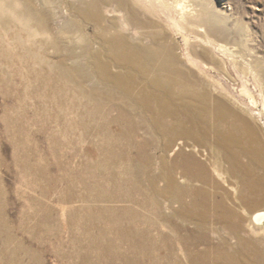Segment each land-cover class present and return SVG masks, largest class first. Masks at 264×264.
Wrapping results in <instances>:
<instances>
[{"label": "rangeland", "instance_id": "1", "mask_svg": "<svg viewBox=\"0 0 264 264\" xmlns=\"http://www.w3.org/2000/svg\"><path fill=\"white\" fill-rule=\"evenodd\" d=\"M44 1L51 6L47 14L57 22L51 23L44 38H31L27 24L14 18L25 0L0 1L11 20L0 22V264H188L189 255L196 253L214 261L223 226L215 212L205 216L202 207L191 212L187 197L172 205L169 198L158 196L164 183H153L179 159V151L165 155L167 141L152 140L150 132L139 129L134 137L139 144L153 141L147 147V163L128 145L131 139L117 136L121 128L114 121L117 104L135 106L131 113L138 127L141 118L151 119V113L137 104L150 78L138 77L129 98L123 99L117 84L119 98H106L111 88L96 74L97 60L111 62L113 78L124 74L111 61L103 41L107 22L96 26L75 16L71 5L79 7V0ZM109 1L102 9L106 21L117 22L123 32L122 13L116 10L126 4L139 11L144 24L140 30L157 34L154 40L174 52L200 86L192 99L175 101L172 123L188 120L184 105L193 110L192 118L202 119L208 94L210 122L213 126L219 122L222 131L234 137L239 154L255 158L251 168L258 194L248 193L226 174V182L215 177L217 183L205 191L213 200L227 193L240 199L243 192L249 203L260 200L264 194V0ZM61 63L82 67L81 78H66ZM99 90L102 96H97ZM133 163L147 167L137 184L131 179ZM219 163L229 173L228 165ZM200 187L195 183L191 189ZM156 203L168 206L162 209V220L156 215ZM118 226L127 231L125 235ZM160 233L173 242L165 240L158 250ZM176 235L184 242L178 247Z\"/></svg>", "mask_w": 264, "mask_h": 264}, {"label": "bare ground", "instance_id": "2", "mask_svg": "<svg viewBox=\"0 0 264 264\" xmlns=\"http://www.w3.org/2000/svg\"><path fill=\"white\" fill-rule=\"evenodd\" d=\"M85 1L79 0V7L71 5L73 14L92 22L96 26H99L102 21L107 22L108 27L102 36L104 37L103 41L109 46L110 58L113 64L124 71L122 76L113 78L109 73V68H112L110 67L111 62L97 60L95 63L96 74L105 85H108L109 89L111 88V90H108L109 93H106L109 95L106 98L111 101L119 98L120 93L118 91L117 93L115 92V84L118 85L116 87L121 89L123 99L129 98L130 91L133 90L138 77L150 78L149 84L143 89L137 104L140 105L139 108L141 110L151 113V119H146L143 116L144 118H141V127H138L136 122H134V115L132 116L131 113L135 106L130 103H126V105L117 104L113 107V111L118 113V117L114 121L121 127L119 132H117V136L121 139H131L127 141L128 145L130 147L133 146L138 151V155H143V158L146 157L147 163L150 162V158L147 155V147L153 141L139 144L134 138L138 130L144 129L150 132L153 137L152 140L164 138L167 141L163 150L164 154L172 155L176 151H179V159L172 162L165 173L162 172L159 177L154 179L155 181L153 180L155 184L164 183L163 189L160 188L161 190L158 191V196L166 199L169 198L170 204L180 203L185 197L190 198L192 204L190 205L192 206L191 212H198L199 207H202L206 213L204 215L207 216L213 211L217 215V219L223 224L218 234L219 249L214 261L209 263L204 258L205 254L196 253L193 255L188 254L190 260V262L187 261L188 264H264V194L257 202L249 203L243 191L240 199H236L233 197L234 195L232 196L230 193H227L220 200H213L207 189L205 191V187L217 183L215 177L226 182L227 175L238 183H241L243 189H246L248 193L258 194V191H256L257 187L253 185V171L251 168V163L255 158L248 153L239 154L235 149L237 141L234 137L229 133L223 132L219 122L214 126L210 122L212 116L209 114L208 106L210 104L208 105L207 101L210 97L207 96L208 94L205 96L206 103L201 108L204 114L202 115V119L198 117L192 118L194 115L193 110L188 105H184V113L186 115L189 114L188 120H182L178 124H173L171 119L176 117L175 101L183 100L186 102L187 99H192L197 92L201 91L195 79L181 66L180 60L174 55V52L170 51L167 47H162V44L160 45L155 41L157 34L155 35L150 32L149 35H146L140 30L144 24L140 19L139 11L137 12L133 7H128L126 4H122L116 10L122 13L121 20L124 31L120 32L117 22L112 20L106 21L102 14V9L109 5V0H95L90 3ZM118 1L116 0L115 2ZM22 5V12L14 16V18L27 24L31 38L38 36L46 37L51 30V23L57 24L55 16L51 17L50 14H47V10L51 9V6L44 0H25V4ZM5 10L8 12L7 7ZM5 13L2 7H0V22L2 23H4L3 20L11 21L6 17ZM110 13L113 12L110 11ZM74 25L76 23H73ZM163 56L164 60H162ZM61 68H63L62 70L66 78H71V76L81 78L82 67L67 68L64 66V63H61ZM99 91L97 96H102L103 94L101 91L99 93ZM99 108L96 107L97 110ZM187 140H191L193 143L188 145ZM242 159H247L248 162L242 164ZM219 160L226 166L228 165L229 173L226 171L227 169L225 170L221 167ZM206 161L209 165H207ZM162 163L166 165L168 162L163 161ZM146 168L133 163L130 171L132 175L131 179L133 182L135 181L134 184L140 181V172H143ZM195 183L200 184V189H191ZM234 191L236 190L234 189ZM237 201H239V205H236ZM228 202L238 207L227 205ZM156 204V215L162 220V209L167 205H162L161 207L158 203ZM104 212L108 211L105 210ZM116 228L121 235H125L127 232L120 226ZM159 235V241H157L156 246L158 250H161L166 245L165 240L168 241L170 238L166 239L161 233ZM175 239L174 244L177 247L180 243L184 244L183 240L179 239V236L176 235ZM8 241L10 242L9 239ZM108 247L109 251L113 250L112 244H108ZM177 264L179 263L177 262Z\"/></svg>", "mask_w": 264, "mask_h": 264}]
</instances>
